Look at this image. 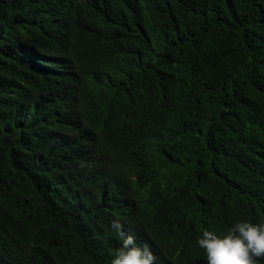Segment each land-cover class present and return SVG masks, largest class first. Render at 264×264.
Returning a JSON list of instances; mask_svg holds the SVG:
<instances>
[{
	"label": "trees",
	"instance_id": "1",
	"mask_svg": "<svg viewBox=\"0 0 264 264\" xmlns=\"http://www.w3.org/2000/svg\"><path fill=\"white\" fill-rule=\"evenodd\" d=\"M117 218L155 264L264 223V0H0V264H112Z\"/></svg>",
	"mask_w": 264,
	"mask_h": 264
},
{
	"label": "clouds",
	"instance_id": "2",
	"mask_svg": "<svg viewBox=\"0 0 264 264\" xmlns=\"http://www.w3.org/2000/svg\"><path fill=\"white\" fill-rule=\"evenodd\" d=\"M111 227L122 238L112 264H155L150 246H137L134 237L124 233L118 218ZM197 243L206 252L207 264H258L264 258V223L237 221L222 235L205 229Z\"/></svg>",
	"mask_w": 264,
	"mask_h": 264
}]
</instances>
